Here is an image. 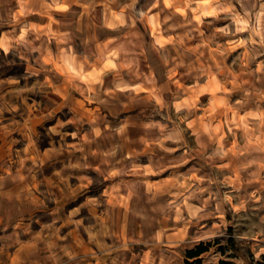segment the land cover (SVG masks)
<instances>
[{
  "label": "rangeland",
  "instance_id": "rangeland-1",
  "mask_svg": "<svg viewBox=\"0 0 264 264\" xmlns=\"http://www.w3.org/2000/svg\"><path fill=\"white\" fill-rule=\"evenodd\" d=\"M264 264V0H0V264Z\"/></svg>",
  "mask_w": 264,
  "mask_h": 264
},
{
  "label": "trees",
  "instance_id": "trees-1",
  "mask_svg": "<svg viewBox=\"0 0 264 264\" xmlns=\"http://www.w3.org/2000/svg\"><path fill=\"white\" fill-rule=\"evenodd\" d=\"M208 245L200 242L191 248H187L184 251V264H203L201 255L208 250ZM223 260H220L218 264H227Z\"/></svg>",
  "mask_w": 264,
  "mask_h": 264
}]
</instances>
